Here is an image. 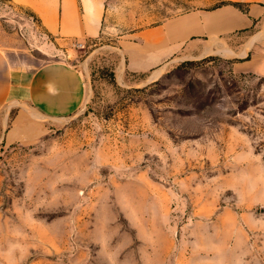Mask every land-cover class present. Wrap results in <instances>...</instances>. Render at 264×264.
<instances>
[{
  "label": "rangeland",
  "instance_id": "1",
  "mask_svg": "<svg viewBox=\"0 0 264 264\" xmlns=\"http://www.w3.org/2000/svg\"><path fill=\"white\" fill-rule=\"evenodd\" d=\"M222 1L106 0L99 36L63 38L0 0L10 64L64 61L87 89L77 112L2 150L0 264H264V72L243 66V47L179 54L156 77L123 51ZM256 29L231 42L250 55Z\"/></svg>",
  "mask_w": 264,
  "mask_h": 264
},
{
  "label": "crops",
  "instance_id": "2",
  "mask_svg": "<svg viewBox=\"0 0 264 264\" xmlns=\"http://www.w3.org/2000/svg\"><path fill=\"white\" fill-rule=\"evenodd\" d=\"M243 4H219L174 16L139 30L123 43L130 71L156 72L179 54L205 56L228 48L237 54L243 47V66L264 72V36L254 34L253 44L234 45L241 31L264 28V0H231ZM52 35L63 38H95L103 31L106 0H23ZM246 48V49H245ZM254 48V49H253ZM253 49V50H252ZM87 89L83 74L60 60L36 68L13 67L0 49V156L5 146L32 141L46 130L45 119L62 118L84 104Z\"/></svg>",
  "mask_w": 264,
  "mask_h": 264
},
{
  "label": "trees",
  "instance_id": "3",
  "mask_svg": "<svg viewBox=\"0 0 264 264\" xmlns=\"http://www.w3.org/2000/svg\"><path fill=\"white\" fill-rule=\"evenodd\" d=\"M221 4H233V5H235V6L239 7V8H241V9H243V4L240 3V2H236V1L223 0V1L221 2Z\"/></svg>",
  "mask_w": 264,
  "mask_h": 264
},
{
  "label": "bare ground",
  "instance_id": "4",
  "mask_svg": "<svg viewBox=\"0 0 264 264\" xmlns=\"http://www.w3.org/2000/svg\"><path fill=\"white\" fill-rule=\"evenodd\" d=\"M160 72H161V69H160V70H157L156 72H154V73L152 74L151 77H156V76H158V75L160 74Z\"/></svg>",
  "mask_w": 264,
  "mask_h": 264
}]
</instances>
